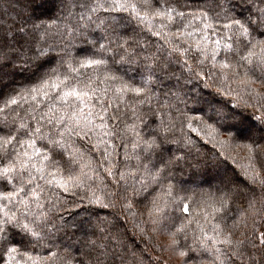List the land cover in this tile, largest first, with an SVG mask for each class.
I'll list each match as a JSON object with an SVG mask.
<instances>
[{
	"label": "snow or ice",
	"instance_id": "6c2138e0",
	"mask_svg": "<svg viewBox=\"0 0 264 264\" xmlns=\"http://www.w3.org/2000/svg\"><path fill=\"white\" fill-rule=\"evenodd\" d=\"M23 7L0 33V66L28 73L15 86L0 83V264H101L50 241V214L69 198L77 208L139 214L141 237L166 234L157 247L179 264H264V0ZM175 67V90H165ZM181 78L233 97L231 106L209 123L195 107L202 96L185 92ZM191 133L218 145L219 156L244 152L242 179L176 183L182 162L193 167ZM118 148L122 160L113 158ZM117 260L125 264L113 252Z\"/></svg>",
	"mask_w": 264,
	"mask_h": 264
},
{
	"label": "trees",
	"instance_id": "16d2710c",
	"mask_svg": "<svg viewBox=\"0 0 264 264\" xmlns=\"http://www.w3.org/2000/svg\"><path fill=\"white\" fill-rule=\"evenodd\" d=\"M23 5L24 0L0 2V33L7 31L14 23H18L26 15ZM79 11V9H76L77 13ZM72 22L74 23L75 21L73 20ZM89 31L91 33V29ZM130 31L131 27L129 26ZM91 34L98 36L99 32ZM49 43H52V41H49ZM56 44L58 47L60 46L59 38H56ZM174 70V76L164 79L165 90L167 88L175 90L176 77L180 76V69L175 67ZM27 75V72L22 73L11 64L0 66V83L8 87L22 83ZM180 84L183 85L185 92L189 89L198 90L202 99L195 107L202 109L201 115L209 123L216 121L222 111H226L223 106H231L233 101L231 96L216 95L215 87L205 89L200 85L197 89L196 81L185 83L183 78H181ZM261 90L264 91V89ZM251 111V109H248L249 113ZM174 135L180 136L179 125H177V130L174 131ZM191 135L196 144L194 146L190 145L185 151L189 153L186 159L192 163L193 167L189 168L182 162L183 172L178 171L176 173V183L184 182L186 188H195L201 180L216 178L219 181L220 177L232 176L234 173L238 179H242L240 166L245 163L244 152H233L230 157L227 155L219 156L218 145L214 147L213 142H206L204 139L197 137L195 133H191ZM117 143L119 142L117 141ZM117 151L120 154L119 157L114 155L113 158L122 160L123 150L118 148ZM129 152H131L130 146ZM93 158L94 160L98 158L95 153ZM197 161H199L198 166ZM131 164L134 166L135 160H132ZM101 175L103 176L104 173L101 172ZM108 180L110 181L111 178H108ZM129 183H132L131 179ZM137 187H139V184H137ZM50 215L52 223L56 226L54 230L50 231V241L52 244L59 246L61 251H69L73 255L86 260L90 255L93 261L99 256L101 264H112L113 252L119 253L124 258L125 264H138L141 259L143 264L166 263L164 261L165 257H167L166 251H162L157 245H167V235L159 234L151 240L146 237L142 238L135 225L141 223L143 217L137 214L133 218L127 213H122L119 205L114 209H104L96 205L88 206L86 204L77 208L74 207L73 199L69 198L64 207ZM177 215H179V212H177ZM61 217L63 221H61ZM101 253H106V255H101ZM116 264H120V261L117 260Z\"/></svg>",
	"mask_w": 264,
	"mask_h": 264
},
{
	"label": "rangeland",
	"instance_id": "374dc122",
	"mask_svg": "<svg viewBox=\"0 0 264 264\" xmlns=\"http://www.w3.org/2000/svg\"><path fill=\"white\" fill-rule=\"evenodd\" d=\"M166 254H167V257H165L164 261L167 264H179V258L176 255H174L170 250H167Z\"/></svg>",
	"mask_w": 264,
	"mask_h": 264
}]
</instances>
